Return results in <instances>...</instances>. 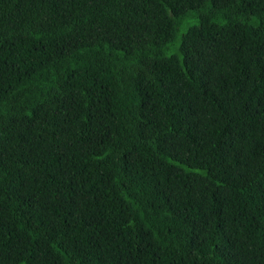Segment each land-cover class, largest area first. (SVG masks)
Segmentation results:
<instances>
[{"label": "trees", "instance_id": "1", "mask_svg": "<svg viewBox=\"0 0 264 264\" xmlns=\"http://www.w3.org/2000/svg\"><path fill=\"white\" fill-rule=\"evenodd\" d=\"M0 264H264V0H0Z\"/></svg>", "mask_w": 264, "mask_h": 264}]
</instances>
